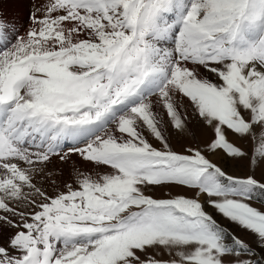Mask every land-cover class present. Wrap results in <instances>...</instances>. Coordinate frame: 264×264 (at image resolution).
<instances>
[{
    "label": "snow or ice",
    "instance_id": "obj_1",
    "mask_svg": "<svg viewBox=\"0 0 264 264\" xmlns=\"http://www.w3.org/2000/svg\"><path fill=\"white\" fill-rule=\"evenodd\" d=\"M28 20L0 13V264H264V0Z\"/></svg>",
    "mask_w": 264,
    "mask_h": 264
},
{
    "label": "rangeland",
    "instance_id": "obj_2",
    "mask_svg": "<svg viewBox=\"0 0 264 264\" xmlns=\"http://www.w3.org/2000/svg\"><path fill=\"white\" fill-rule=\"evenodd\" d=\"M10 5H9V4ZM12 1L11 0H0V13L4 14V17L6 19H8V17H6L7 12H6V5L9 6L12 9ZM17 3V0H16ZM18 4V3H17ZM37 5V4H36ZM36 5H31L30 9L31 11H33L35 9ZM20 8V7H19ZM22 10H18L17 13L15 14V16L13 17L14 19L12 20H16L17 22L20 20V13ZM172 146L174 149L179 150L180 146H181V141H179L178 139L174 138L172 140ZM74 160H79L78 157H74ZM217 163H219L222 167H224L230 174H234V175H238V176H245L248 174L250 168L249 165L247 164V162L245 163H241V164H234L231 161H223V160H217ZM60 162H57V166H59ZM264 171V165H259L256 169L255 175L257 179H260L261 176V172ZM157 195H161V194H157ZM254 207H256L258 210L264 211V206H262L260 203H254L253 204ZM215 218L218 219V222H220L222 224V226L228 228L230 231L233 232V234L237 235L239 238L245 240L246 242H248L250 245H252L253 247L255 246L254 244V240L255 238L252 235L246 234L245 232L241 231L239 228H237L236 226L232 225L229 221H227L226 219H222L219 216H216Z\"/></svg>",
    "mask_w": 264,
    "mask_h": 264
},
{
    "label": "bare ground",
    "instance_id": "obj_3",
    "mask_svg": "<svg viewBox=\"0 0 264 264\" xmlns=\"http://www.w3.org/2000/svg\"><path fill=\"white\" fill-rule=\"evenodd\" d=\"M11 1L13 2L11 6L12 9L7 5L5 8L7 12L6 17H8L7 20H9L12 24H14L17 30H19L22 34L29 24L28 17H29V13L32 12L30 9L31 5L39 4L40 0H17L18 4L16 3V0H11ZM18 10H22V11L20 13V20L17 22L16 20H12V19H14L13 17L15 16Z\"/></svg>",
    "mask_w": 264,
    "mask_h": 264
}]
</instances>
